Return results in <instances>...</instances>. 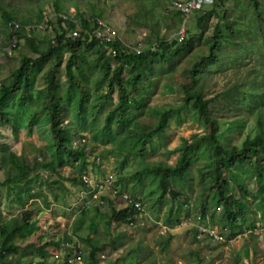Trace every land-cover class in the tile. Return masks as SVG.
Wrapping results in <instances>:
<instances>
[{"label":"rangeland","instance_id":"obj_1","mask_svg":"<svg viewBox=\"0 0 264 264\" xmlns=\"http://www.w3.org/2000/svg\"><path fill=\"white\" fill-rule=\"evenodd\" d=\"M52 1L0 0V83L19 65L21 53L33 55L27 45L28 39L44 47L55 34ZM59 1L66 6L76 2L81 10L91 3L95 9L101 10L102 19L113 26L114 36L126 45L149 47L156 45L157 37H160L168 41L167 47H173L182 37L188 40L167 58L153 59L147 74L139 82L141 102L145 103V107L142 116L135 119L148 122H153L155 116L149 115L147 106L182 102L180 82L188 79L189 67L197 54L208 53V36L213 34L215 24L223 25L220 16L224 13L225 18L236 24L237 31L233 34V41L224 45L228 55L221 58L222 67L211 65L205 70L207 77L203 84L208 113L217 119L216 134H219L223 145H239L247 134L256 132L258 118L264 122V100L256 102L254 99L253 105H243L236 91V85L246 80L248 73L253 76L262 73L263 78L256 80L264 88V22L257 10V7L261 8L264 13V0H256L257 6L251 0H221V5L219 1L205 0L197 8L200 10L192 11L188 18L183 16L181 20L175 12L177 7L173 5L180 0ZM212 4L214 11L206 23L198 27L196 16L205 8H211ZM3 8L27 21L25 31H32L27 35L28 39L23 37L18 40L16 49H9V37L5 33L7 27L1 17ZM71 8L70 12L74 14L75 10ZM43 15L46 17L44 23L41 19ZM222 31L225 33L226 29ZM94 46L105 48L101 41ZM109 50L106 48V54L111 53ZM64 59L59 74L62 79H65ZM49 63V59L44 61L41 69L48 67ZM41 72L34 74V89L44 85ZM78 75L93 87L98 70L90 63L82 62ZM101 85L103 87V83ZM112 99L116 100L115 94H112ZM37 104L38 100L24 108L8 107L12 127L0 123V221L3 220L1 212L6 216L19 215L22 208L31 203L39 206L38 212L30 219L27 232L6 241L7 245H19L15 251H6L9 264H59L65 260L66 264H90V246L84 241L86 235L107 241L96 251L98 264H264V212L258 197L250 196V216L256 220L255 227L243 225L230 235L232 229L220 217L222 209L210 201L209 187L206 186L200 193L203 182L198 179L196 168L205 165L208 158L203 146H199L189 172L182 177H172L175 180H171L170 185L166 183L163 194L159 193L156 177L151 171L143 172L139 179L131 176L145 161L174 164L179 149L209 129V125L198 118L195 106L187 104L179 112L168 114L164 128L155 135L144 157L112 153L110 149L114 141L109 140L101 130L103 117L92 123L88 115L85 123L76 122L74 135L76 140L85 141L86 164L82 166L78 158L66 156L56 163V171L62 176L59 177L54 169L46 165L47 160L55 159L46 143L50 136L48 129L44 125L36 127L28 122L29 113ZM69 111L67 108L66 119L70 117ZM110 126L113 128L114 123ZM5 141H10V150H15L18 157L23 156L30 165L27 188L21 183H3L14 171ZM121 175L127 176V181L121 186L123 191L128 194L133 191L134 197L139 198V212L132 222L112 221L113 232L108 235L103 227L106 216L95 213L93 205L100 195L108 194L101 185L105 183L108 187L109 181L114 183ZM238 175L247 179L248 188L255 193L257 180L253 170L238 169ZM80 177L92 186L73 185L70 179ZM62 183L70 190H65ZM118 187L120 189V185ZM52 188L58 197L56 202ZM206 197V213L202 216ZM114 201L117 208L126 202L121 196H115ZM102 210L110 211L107 205ZM91 221L97 225L95 232L88 230ZM212 231L216 236L210 233ZM64 234L71 236L69 242L59 247L48 244L44 255L36 251L35 247ZM168 235H171L170 242L162 247L160 243ZM24 260L27 262L24 263Z\"/></svg>","mask_w":264,"mask_h":264},{"label":"trees","instance_id":"obj_2","mask_svg":"<svg viewBox=\"0 0 264 264\" xmlns=\"http://www.w3.org/2000/svg\"><path fill=\"white\" fill-rule=\"evenodd\" d=\"M218 1L221 5V0H214L215 3ZM251 1L254 6H257L256 0ZM84 6L86 8L81 10L76 2L66 6L63 1H52L51 9L54 11L55 17L53 26L55 34L51 39H48V43L44 47L28 39L29 36L27 35H30L32 31H25V28H28V25H25L28 24L27 21L21 20L4 8L1 10V17L5 27H7L5 33L9 37L8 42L11 50L16 49L18 40L24 37L28 39L27 45L33 55L21 53L19 65L12 70L5 81L0 83V123L12 127L11 113L8 107L24 108L38 100L37 106L29 113L28 122L32 126L42 127L44 125V128L48 129L50 136L46 143L56 161L49 159L46 161V165L56 171V163L66 156L78 158L82 166H85V141L76 140L74 135L76 122L85 123L88 115L91 117L92 123L103 117L101 130L104 131L109 140L114 141L110 149L112 153L121 156L134 154L144 157L147 148L151 147L154 142L155 135L164 128L168 114L177 113L180 108L191 104L196 107L198 118L209 125L207 132L204 131L197 138L183 145L179 149L178 159L174 164L163 161H145L142 167L131 176L139 179L143 172L151 171L156 177L159 193L163 194L166 192V183L170 185L171 180H175L172 177H182L189 172L197 158L199 146H203L208 158L205 165L196 168L198 179L203 182L200 193L206 186L209 187L210 201L222 209L220 217L232 229L230 235H234L243 225L255 227L256 220L250 216V196L258 197V202L264 212V122L258 118L256 132L252 135L247 134L239 145H223L219 134H216L217 119L208 113V100L205 99V85L203 84L204 78L207 77L206 68L211 65L217 68L222 67L221 58L224 59L228 55V52L224 51V45L233 41V34L237 31L236 24L229 18H225L224 13H222L220 17L223 19V25L215 24L213 34L208 36L210 39L207 41L208 53L197 54L196 59L189 67L188 79L180 82L183 91L182 102L180 104L167 103L147 106L149 115L155 116L153 122H148L135 119L142 116V110L145 107V103L141 102L139 82L147 74L153 59L167 58L176 52L175 49L178 46L188 43V40L182 37L176 45L167 47L168 41L157 37L156 45L141 47L140 51L124 44L117 36H113L112 41H105L101 36L96 35L99 20H104L101 10L95 9L91 3ZM213 6L214 4L209 9L205 8L202 13L196 16L198 27H202L206 23L211 12L214 11ZM70 7L75 10L74 14L70 12ZM200 9L195 8L192 11L195 13ZM257 10L263 23L264 13H262L261 8L257 7ZM175 12L181 20L183 18L181 11L176 9ZM41 19L44 23L46 17L43 15ZM16 23L17 26H15ZM262 26L264 27V24ZM224 28L226 29L225 33L222 31ZM74 31L76 34H73ZM69 32L70 34H68ZM98 41L102 42L105 46L104 49H101L100 46H94ZM106 48L110 49V54H106ZM64 57L65 79H62L59 74ZM47 59L50 60L49 66L41 69L42 63ZM82 62L90 63L98 70V77L93 87L87 85L78 75ZM40 70H42L40 76L44 80V85L39 89H34V74ZM262 76V73L255 76L248 73L247 79L236 85L237 97L241 104L253 105L254 99L256 102L264 100V88L256 80L260 77L259 80H261ZM112 94L116 95L115 101L112 99ZM67 108L70 109L69 119H66ZM135 110L140 112L136 113ZM112 122L114 123L113 128L110 126ZM129 123L131 124L128 125ZM12 134L15 137L16 132L13 130ZM5 142V145L11 148L10 141ZM10 148V162L14 166V171L3 183H21L24 188H27L26 181L28 180L30 165L23 156L18 157L17 152L13 149L10 150ZM250 168L257 180L255 193L248 188L247 179L238 175V169ZM56 173L62 177L58 171ZM70 180L73 185L92 186L87 182L88 180L82 177L71 178ZM126 181L127 176H118L117 180L112 182L111 189L105 188L109 195L106 193L100 195L98 202L93 205L95 213L105 214L106 220L103 227L104 232L106 231L108 235L113 232L112 221L132 222L135 214L139 212V206L136 204L137 202L140 204L139 198L134 197L133 191L128 194L121 187ZM119 185L121 190L118 189ZM62 186L65 190H70L63 183ZM113 190L116 191V194L125 192L128 195L123 206L115 207L116 194L113 193ZM7 194L9 195V193ZM52 195L56 202L58 197L54 188H52ZM206 200L207 197L204 199L202 216L206 213V207H204ZM64 204L66 205L67 202L64 201ZM104 205H107L110 211L102 210ZM38 210L39 206L36 203H31L22 208L19 215L6 216L1 212L3 220L0 221V264H9L6 251L8 249L15 251L16 247H19L15 243L7 245L6 241L14 235L19 233L22 235L27 232L30 227V219ZM96 226V223L91 221L88 224L89 232H95ZM170 238L171 235H168L160 243L161 246L166 247ZM39 239L41 240L42 237ZM70 240L71 236L64 234L58 239L40 244L35 249L44 255L48 244L59 247L62 243ZM84 241L90 246L89 263L98 264L96 251L107 241H102L101 238L94 239L90 235H86ZM25 262L27 260H24ZM66 262L65 260L59 264H66Z\"/></svg>","mask_w":264,"mask_h":264},{"label":"built area","instance_id":"obj_3","mask_svg":"<svg viewBox=\"0 0 264 264\" xmlns=\"http://www.w3.org/2000/svg\"><path fill=\"white\" fill-rule=\"evenodd\" d=\"M205 0H185V1H175V3H173L174 7L178 10L181 11V13L183 14V16H185V18H187L188 14L193 10V9H197L199 7L202 6L203 2ZM18 24L16 23L15 26H17ZM114 32V28L113 26H111L108 22L104 21V20H99L97 28H96V35L97 36H101L105 41H112L113 40V34ZM73 34H76V32L74 31ZM136 45V44H135ZM133 45L132 48L136 51H140L141 48L139 46H135ZM9 49L11 50V48L9 47ZM114 53V51H113ZM111 185L112 182L109 181V188L111 189ZM102 188H107L105 187V183L101 185ZM113 193L116 194V191L113 190ZM116 196H121L124 200L128 199V195L125 192H120L119 194H116ZM136 204L139 203L137 202ZM213 235L216 236L215 231L210 232Z\"/></svg>","mask_w":264,"mask_h":264},{"label":"water","instance_id":"obj_4","mask_svg":"<svg viewBox=\"0 0 264 264\" xmlns=\"http://www.w3.org/2000/svg\"><path fill=\"white\" fill-rule=\"evenodd\" d=\"M175 40V39H174ZM166 46H168V44H166Z\"/></svg>","mask_w":264,"mask_h":264}]
</instances>
